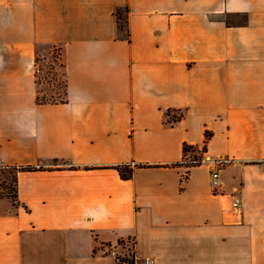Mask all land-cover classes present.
<instances>
[{
	"label": "crops",
	"instance_id": "0c3cea01",
	"mask_svg": "<svg viewBox=\"0 0 264 264\" xmlns=\"http://www.w3.org/2000/svg\"><path fill=\"white\" fill-rule=\"evenodd\" d=\"M0 166V264H264V0H0Z\"/></svg>",
	"mask_w": 264,
	"mask_h": 264
},
{
	"label": "trees",
	"instance_id": "16d2710c",
	"mask_svg": "<svg viewBox=\"0 0 264 264\" xmlns=\"http://www.w3.org/2000/svg\"><path fill=\"white\" fill-rule=\"evenodd\" d=\"M121 27H124L123 24L121 25ZM54 59H56L57 61H59V59H61V54L60 56H54ZM39 62V58L36 61V67L37 64ZM63 69H64V63H60L59 64ZM64 85H63V92H57L54 93L55 95H50V97L48 98L47 95H44L43 97L40 94V91L38 90V94H37V102L38 103H64L67 101V95H68V84H67V79H66V74H65V70H64ZM36 78H37V72H36ZM38 83V81H37ZM170 113V112H169ZM170 115V114H169ZM181 119V115H172L170 121L175 123L177 121H179ZM192 149V147H189L188 145L184 146V151L185 153L189 152ZM37 168L35 167H5L2 170H0V179L2 180V195H0V197H6L12 200L13 203L16 202V198H17V173L19 171H33L36 170ZM118 170L122 176L123 179H130L133 175V169L129 166H119ZM1 176H3L4 178H1ZM5 177H8L9 180H6ZM131 242V241H130ZM129 244V243H128ZM128 244L125 248V250L127 252H131V248L128 249ZM132 244V242H131Z\"/></svg>",
	"mask_w": 264,
	"mask_h": 264
},
{
	"label": "rangeland",
	"instance_id": "374dc122",
	"mask_svg": "<svg viewBox=\"0 0 264 264\" xmlns=\"http://www.w3.org/2000/svg\"><path fill=\"white\" fill-rule=\"evenodd\" d=\"M124 25V22H122ZM125 26V25H124ZM61 59L57 61L54 56H60ZM62 64V49L59 47H43L39 52V62L36 67L38 90L41 96L55 95L54 93L63 92L64 85V69L59 65ZM192 159H201L199 154L195 153ZM9 180L8 177H5ZM131 248V242L128 244V249Z\"/></svg>",
	"mask_w": 264,
	"mask_h": 264
},
{
	"label": "built area",
	"instance_id": "2783aa9c",
	"mask_svg": "<svg viewBox=\"0 0 264 264\" xmlns=\"http://www.w3.org/2000/svg\"><path fill=\"white\" fill-rule=\"evenodd\" d=\"M191 165H199L203 162L202 159H190L188 160ZM224 161H218L215 162V167H218L222 165ZM5 167L9 166H0V170H2ZM18 168V167H15ZM211 181H212V186L215 192H219V189L221 187V181H220V174L219 170L213 169L212 170V176H211ZM2 180L0 179V195H2ZM241 199L239 197L234 196L233 197V202H232V208L236 211H239L241 208ZM132 242V241H131ZM131 252H127L125 250V253H118L116 250H112L111 254L112 256L115 257L116 261L118 264H136L135 262V255H134V242L131 244ZM154 261L152 258H145L144 259V264H153Z\"/></svg>",
	"mask_w": 264,
	"mask_h": 264
}]
</instances>
